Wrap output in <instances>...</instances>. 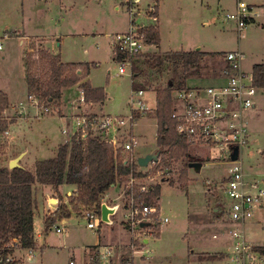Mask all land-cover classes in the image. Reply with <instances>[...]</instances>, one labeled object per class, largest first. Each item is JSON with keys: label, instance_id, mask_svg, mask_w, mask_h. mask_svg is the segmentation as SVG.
I'll return each mask as SVG.
<instances>
[{"label": "rangeland", "instance_id": "374dc122", "mask_svg": "<svg viewBox=\"0 0 264 264\" xmlns=\"http://www.w3.org/2000/svg\"><path fill=\"white\" fill-rule=\"evenodd\" d=\"M238 1L160 0V20L148 23L154 25L149 28L157 31L160 25V47L149 45L138 62H132L126 73H120V62L114 58L112 35L129 28L131 17L126 0H0V41L3 43L0 50V90L10 100L8 107L0 111V118L13 121L7 131L0 134V165L8 166L10 158L26 153L23 162L34 168L38 160L55 156L58 147L71 136L63 129H71L75 125L74 115L80 112L79 106L82 105V111L86 113L126 118L118 133L120 143L122 145L134 137L138 144L132 152H124L121 146L123 158L129 159L133 155L138 163L140 156L157 150L161 135L158 89L167 86L175 74L171 64L160 73L153 65H147L142 55L198 48L212 53L203 61L205 66L201 76L188 80L191 87H205L223 81L218 78L225 67L223 52L242 50L245 53L243 68L252 71L255 63L264 60V29L259 25L263 20L259 18L257 22L250 23L245 30L246 36L240 39L236 22L226 17L228 12L237 9ZM243 1L264 5V0ZM153 2L143 0L141 8L145 9ZM136 17L138 22L149 20L143 15ZM19 33L27 35L29 43L28 39L20 38ZM32 36L48 38L47 45L60 53L66 62L88 63L87 80L94 90L104 94V99L83 103L80 102L81 90L68 88L64 93V103L43 115L40 108L45 105L40 102L35 105L28 95L24 59L33 62V68H36L42 63V51H48L41 49L39 40L32 39ZM132 68L140 73L133 76ZM140 88L145 91L144 98L150 110L138 115L132 124L128 120L132 114L130 100ZM255 99L258 103L256 110L247 114L250 136L248 144L242 148V161L247 177L261 178L264 176V88H258ZM174 105L173 102L172 112ZM64 113L69 119L59 115ZM171 116L168 115L167 134L178 137L176 122ZM180 136L187 143L178 145L185 151L183 157L175 158L170 153L160 152L158 161L150 162L146 167L139 165L143 169L141 176H129L121 187H112L104 200L112 204L122 201L129 206L127 190L136 192L140 188L141 192H147L151 186L159 185L160 199L155 204L158 212L151 215L168 217L169 222L157 223L155 219L148 226L136 227L133 233L127 223L129 210L121 203L122 207L112 216L113 223L101 221L99 226L89 228L84 210H72L67 222L57 220L45 232L44 219L52 214L48 212L57 209L60 201L48 204L50 189L38 184L34 193L35 242L31 248L17 249L15 256L23 264H71L72 259L74 264H103L100 262L99 244H112V264H229L225 260L228 241H225L227 245L221 242L228 237L227 232L231 228L228 223L230 199L223 190L224 177L231 164L225 161L226 157L214 158L213 149L190 144ZM175 149L174 146L171 152L174 153ZM188 154L203 159L199 171L187 167ZM61 190L66 199L60 195H55V198L69 204L68 193L73 186L64 185ZM135 204L143 207L142 203ZM57 226L63 231L58 232ZM133 234L139 250L134 249L133 240L130 242ZM246 234L251 242L264 245V209L254 213L247 223ZM145 237L149 240L147 243L144 242ZM192 248L195 249V259L203 256L221 259L198 262L191 256ZM207 249L214 251H204Z\"/></svg>", "mask_w": 264, "mask_h": 264}, {"label": "trees", "instance_id": "16d2710c", "mask_svg": "<svg viewBox=\"0 0 264 264\" xmlns=\"http://www.w3.org/2000/svg\"><path fill=\"white\" fill-rule=\"evenodd\" d=\"M147 32V42L159 47V31L150 28ZM211 54L203 50H178L165 54L155 52L142 55L147 65H153L160 73L166 65L171 64L175 74L169 79L167 86L158 89L157 107L161 135L158 137L157 149L162 153H170L175 158L184 155L185 151L178 145L180 142L186 143L185 139L178 133V137L167 134L166 124L168 115L172 114L173 93L175 90L186 88L188 79L201 76L205 66L203 61ZM41 55L42 63L36 68H33L35 65L33 62L24 59L28 95L36 102L45 105L44 107L58 108L64 90L79 83L87 101L104 99V94L98 93L90 86L89 81L85 80L89 74L88 63H64L60 55H52L45 51H42ZM118 57L119 60L123 56ZM140 57L141 54L133 58V64L135 61L138 62ZM253 70L256 85L258 88H264V64H255ZM132 71L133 76L140 73L133 68ZM9 103L6 93L0 90V111L5 110ZM12 122L0 118V134L7 131ZM174 146L176 149L172 153ZM121 152V147H114L104 141L99 134H90L86 138L74 137L70 142L61 144L55 156L38 160L34 168L26 165L14 168L0 165V264L21 263L15 256L18 248L11 245L13 241L19 240L21 248H31L34 244L36 209L34 193L38 184L51 186L56 191L61 185L75 187L74 193L69 196V204L60 199L57 209L45 217V232H48L57 220L70 217L72 210L93 209L101 216V207L107 192L112 187H121L129 176L134 177L135 174L141 176L143 170L136 161L131 162L123 158ZM194 160L203 161L202 158L188 154L187 167ZM126 194H132L136 203L155 207L160 199V186H151L147 192H141L140 188H137L136 192L127 190ZM260 250L264 252L263 247H260Z\"/></svg>", "mask_w": 264, "mask_h": 264}, {"label": "built area", "instance_id": "2783aa9c", "mask_svg": "<svg viewBox=\"0 0 264 264\" xmlns=\"http://www.w3.org/2000/svg\"><path fill=\"white\" fill-rule=\"evenodd\" d=\"M145 9L141 8L143 0H126L129 9L131 23L128 30L112 35V43L115 49V57L123 56L120 62V73H126L127 67H131L132 59L138 57L151 45L147 42V34L150 29L149 21H158L157 0H153ZM148 17L146 22H138L136 16ZM227 19L235 21L240 39L246 36V28L250 23H255L261 18L264 25V8L251 6L243 0L237 3V9L226 14ZM3 44L0 42V50ZM225 67L220 79L223 81L209 86L186 87L175 90L173 95L174 110L172 117L176 122L178 133L186 138L190 144L209 147L214 151V158L226 157V162L231 164L228 174L224 177L223 190L230 199L228 206V223L230 244L227 251L229 264H264V252L261 246L256 245L247 238L246 223L253 217L264 204V176L261 178L247 177L243 161L242 148L249 142L248 112L256 103L258 86L253 71L243 68L245 53L238 49L225 52L222 55ZM133 74V72H132ZM136 96L131 98L132 114L128 120L135 123L137 115L144 114L150 110V106L144 98L145 91L139 89ZM80 102L85 103V93L81 89ZM33 102L35 99L30 96ZM52 111L50 107H44L42 113L48 114ZM68 118V117H66ZM75 125L63 129L64 133H71L70 142L74 137L86 138L90 134H99L101 138L114 145L123 147L124 152H132L138 141L132 137L122 145L119 140V132L126 123L124 117L99 116L96 114L81 112L74 115ZM65 142V143H66ZM239 148V157L232 159L235 148ZM128 159V158H127ZM129 160L134 161L132 155ZM134 178V177H133ZM144 189V187H143ZM74 192H71L72 195ZM84 216L88 219V227L95 228L100 225L101 216L93 210L83 208ZM129 210L127 223L134 231L136 227L142 228L143 222L148 220L149 224L160 221L169 222L168 217H161L156 206L144 205L138 207L134 200L127 205ZM58 232L63 229L58 226ZM217 236V235H215ZM11 245L21 249L19 240ZM113 248L107 247L102 252V260L105 264H111ZM30 252L33 250L29 249ZM23 264V261L20 260ZM71 260V264H74ZM123 264H133L131 262Z\"/></svg>", "mask_w": 264, "mask_h": 264}, {"label": "crops", "instance_id": "0c3cea01", "mask_svg": "<svg viewBox=\"0 0 264 264\" xmlns=\"http://www.w3.org/2000/svg\"><path fill=\"white\" fill-rule=\"evenodd\" d=\"M40 1H42V0H40ZM159 1L160 0H157V3H158V5H157V10H158V18L160 17V11H159ZM251 6H254V7H256V6H258V8H264V5L262 4V5H252L251 4ZM118 9H119V7H117ZM42 14H43V12H42ZM45 14V13H44ZM44 16V15H43ZM46 17V16H45ZM160 19H158V21H159ZM41 21H43V20H41ZM263 29H264V25H263V22H260V24H259ZM126 30H128V29H124V30H122V31H119V32H124V31H126ZM116 33H118V32H116ZM159 34H160V44H161V31H160V25H159ZM18 36L20 37V38H26V39H28V43H29V37L27 36V35H24V34H22V33H19L18 34ZM32 39H34L35 37L34 36H32L31 37ZM35 39H38L39 40V44H40V48L41 49H45L46 51H48L49 53H51V54H55V55H60V53H56V51L55 50H52L51 49V46H48L47 45V39L48 38H46V37H43V36H37ZM45 41V42H44ZM1 42V41H0ZM2 43V42H1ZM22 44L24 43V41L22 40V42H21ZM3 44V43H2ZM114 47V46H113ZM159 47H160V45H159ZM29 49L30 50H33L34 49V47H29ZM28 49V50H29ZM201 49V48H200ZM184 50V49H183ZM196 50H198V49H196ZM169 51V50H168ZM172 51H174V50H172ZM175 51H178V50H175ZM184 51H190L189 49H187V50H184ZM225 52H223L222 53V55L224 54ZM61 56V55H60ZM62 58V57H61ZM114 58H115V52H114ZM62 61L64 62V63H71V62H66V61H64L63 59H62ZM225 61V60H224ZM255 64H264V60L263 61H261V62H257V63H255ZM25 68V67H24ZM253 72H254V70H252ZM223 73V72H222ZM25 75H26V68H25ZM222 75V74H221ZM221 75L220 76H218V78L219 77H221ZM88 79V77L85 79V80H87ZM189 80V79H188ZM188 82V81H187ZM186 87H191V86H189L188 84H187V86ZM71 90L72 89H76V90H78V89H82L81 87H80V83L79 84H76L75 86H73V87H71L70 88ZM67 89H65L64 90V92H63V97H64V93H65V91H66ZM90 102H95V101H93V100H90ZM35 105H37L35 102H33ZM61 103H64V100H63V98H62V102ZM61 105V104H60ZM257 105H258V103H257V101H256V103H255V106H254V108L252 109L253 111L254 110H256V108H257ZM65 106V105H64ZM82 107H83V105L82 106H79V108H80V112H78L77 114H79V113H81V112H84V111H82ZM40 110H42L43 111V108H40ZM43 114V113H42ZM94 114H96V113H94ZM44 115V114H43ZM59 115H61L62 117H64V118H66V117H68V116H65L66 115V113H64V114H59ZM68 115V114H67ZM96 115H98V114H96ZM69 119V118H68ZM26 154V153H25ZM25 154L23 155V157L21 158V160H20V164L21 165H28V164H26V162H23V158H24V156H25ZM11 159H13V158H10L9 159V161H8V166H9V162H10V160ZM42 159H44V158H42ZM25 163V164H24ZM29 166V165H28ZM203 166V165H202ZM30 167V166H29ZM190 168V167H189ZM62 186H64V185H61L60 187H59V189L56 191V190H54L53 189V187H51V186H48L49 187V189L50 190H48L49 192L47 193L48 194V196H47V199H48V201H49V203L48 204H50V205H52V204H56V200L55 199H57V198H55V195H60V196H63L62 195V190H61V188H62ZM69 186V185H68ZM75 190V187L73 186V190H71V191H69V193H68V195H70L71 194V192H73ZM121 194H124V191H123V193L121 192ZM64 197V196H63ZM65 198V197H64ZM130 198H131V196L130 195H128L127 196V198H126V202H128V203H130L132 200H134L133 199V197L131 198V200H130ZM66 199V198H65ZM105 200V197H104V199H103V201ZM125 200V199H124ZM58 201H60V199L58 198ZM105 202V201H104ZM107 204H109V205H114V204H116V203H118V202H114L113 204L112 203H108V202H106ZM122 203V205L127 209V205L128 204H126L125 202H121ZM124 203V204H123ZM122 205L120 206V208L122 207ZM218 208H215V210H217ZM259 209H264V204L259 208ZM258 209V210H259ZM36 210V209H35ZM256 212V211H255ZM48 213H53V211H51V212H48ZM252 219V218H251ZM250 219V220H251ZM45 220V219H44ZM249 220V221H250ZM63 222H67V219H63L62 220ZM249 221L247 222V223H249ZM226 224H227V222H225ZM224 223V224H225ZM247 223H246V226H247ZM225 226H227V225H225ZM246 226H245V228H246ZM58 227V226H57ZM131 230V229H130ZM132 231V230H131ZM133 233H134V231H132ZM227 234H228V237L227 238H225V239H223V242H221V244H224V245H227L226 243H225V241H228V245H227V251H228V247H229V244H230V236H229V231L227 232ZM217 235V234H216ZM217 237H218V235H217ZM143 238V237H142ZM136 236H134V234H133V238L131 239V241L130 242H132V240H133V243H132V245H133V247H134V249L136 248V246L138 245V243H137V241H136ZM215 239V238H214ZM149 240H148V238H144V242L145 243H147ZM34 242H35V239H34ZM129 242V243H130ZM143 242V243H144ZM220 244V245H221ZM219 245V246H220ZM98 246V245H97ZM112 246H114V245H112V244H110V245H104V246H102V244H99V248L101 249H99V251H100V253H102L104 250H105V248H107V247H112ZM223 246V245H222ZM259 246V245H258ZM138 247V246H137ZM261 247H263L264 248V245H261ZM143 248V247H142ZM136 249H138L139 250V248H136ZM137 251V250H136ZM204 251H206V252H211V251H214L213 249H207V250H204ZM226 251V252H227ZM190 253H191V256L192 257H194V259H195V249H191L190 250ZM221 258H217V257H215L214 259H210V258H208V257H206V256H203L202 258H196L195 260H198V262H203V261H205V262H210V261H218V260H220ZM72 260H74V259H72ZM222 260H224V259H222ZM225 260H227V257H226V259ZM74 262H75V260H74ZM100 262L102 263L103 262V264H105V262L104 261H102V259H100ZM71 263V262H70ZM112 264V263H111Z\"/></svg>", "mask_w": 264, "mask_h": 264}, {"label": "water", "instance_id": "95a60500", "mask_svg": "<svg viewBox=\"0 0 264 264\" xmlns=\"http://www.w3.org/2000/svg\"><path fill=\"white\" fill-rule=\"evenodd\" d=\"M198 50H200V48H198ZM160 152L161 150L157 149L146 155L140 156L138 158L139 165L146 167L150 164V162L158 161ZM24 154L25 153H21L17 157L11 159L9 162V167L14 168V167L22 166L20 164V160ZM238 157H239V148L236 147L232 153V159L236 160L238 159ZM202 165H203V162L201 160H194L190 162L189 167L199 171ZM55 200H56V203L59 202L58 199H55ZM121 202L120 203L118 202L114 205H109L106 202H103L102 207H101V221L106 222V223H113L112 216L119 210L121 206ZM148 225H149V222H143L142 224V226H148Z\"/></svg>", "mask_w": 264, "mask_h": 264}]
</instances>
